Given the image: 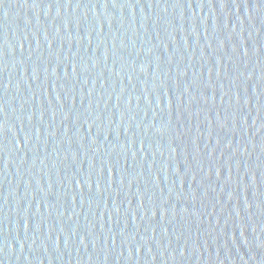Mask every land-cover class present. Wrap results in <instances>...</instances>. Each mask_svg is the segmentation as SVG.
<instances>
[{"label": "water", "instance_id": "obj_1", "mask_svg": "<svg viewBox=\"0 0 264 264\" xmlns=\"http://www.w3.org/2000/svg\"><path fill=\"white\" fill-rule=\"evenodd\" d=\"M0 264H264V0H0Z\"/></svg>", "mask_w": 264, "mask_h": 264}]
</instances>
